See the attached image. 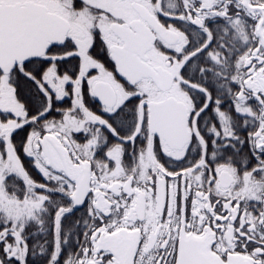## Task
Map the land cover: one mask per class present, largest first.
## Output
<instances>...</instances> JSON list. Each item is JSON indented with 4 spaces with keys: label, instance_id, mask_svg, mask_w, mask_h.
<instances>
[{
    "label": "snow or ice",
    "instance_id": "6c2138e0",
    "mask_svg": "<svg viewBox=\"0 0 264 264\" xmlns=\"http://www.w3.org/2000/svg\"><path fill=\"white\" fill-rule=\"evenodd\" d=\"M0 264H264V0H0Z\"/></svg>",
    "mask_w": 264,
    "mask_h": 264
}]
</instances>
